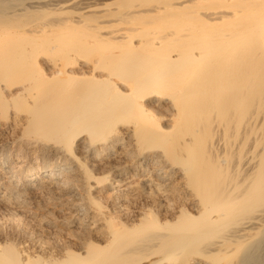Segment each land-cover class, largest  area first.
<instances>
[{"label": "bare ground", "instance_id": "obj_1", "mask_svg": "<svg viewBox=\"0 0 264 264\" xmlns=\"http://www.w3.org/2000/svg\"><path fill=\"white\" fill-rule=\"evenodd\" d=\"M0 116V264H264V0H0Z\"/></svg>", "mask_w": 264, "mask_h": 264}, {"label": "snow or ice", "instance_id": "obj_2", "mask_svg": "<svg viewBox=\"0 0 264 264\" xmlns=\"http://www.w3.org/2000/svg\"><path fill=\"white\" fill-rule=\"evenodd\" d=\"M5 118L6 117H4V116H0V119H5ZM165 192L168 195L169 199H173V193H172L171 189H165ZM92 205L98 211H100V212L103 211V201H102V199H98L96 201H93ZM262 206H264V204H262ZM49 207H52V205L50 204ZM25 210L27 211L28 209L25 208ZM58 235H59V233H58ZM13 264H22V262L14 261ZM28 264H45V262H43V261H37V262L29 261ZM183 264H192V262L191 261H184Z\"/></svg>", "mask_w": 264, "mask_h": 264}]
</instances>
